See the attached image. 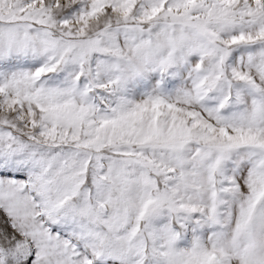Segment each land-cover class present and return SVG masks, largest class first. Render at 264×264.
<instances>
[{
  "label": "snow or ice",
  "instance_id": "1",
  "mask_svg": "<svg viewBox=\"0 0 264 264\" xmlns=\"http://www.w3.org/2000/svg\"><path fill=\"white\" fill-rule=\"evenodd\" d=\"M0 264H264V0H0Z\"/></svg>",
  "mask_w": 264,
  "mask_h": 264
}]
</instances>
